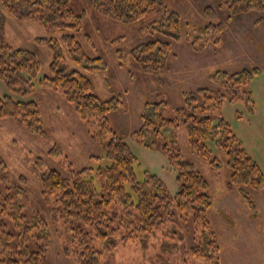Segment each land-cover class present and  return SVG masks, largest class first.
Instances as JSON below:
<instances>
[{"label":"rangeland","instance_id":"374dc122","mask_svg":"<svg viewBox=\"0 0 264 264\" xmlns=\"http://www.w3.org/2000/svg\"><path fill=\"white\" fill-rule=\"evenodd\" d=\"M164 3L180 17L181 41L170 42L175 57L167 60L169 71H151L140 69L130 58L124 69H120L115 52L120 50L128 55L135 46L157 37L151 36L147 27L161 19V9L134 23L114 22L98 14L90 0H72V10L85 15L77 41L88 56L100 57L106 65L105 69L86 76L100 99L116 96L122 101V105L107 118L111 129L137 158L134 169L137 180L143 181L146 174L155 175L174 196L179 185L176 167L171 165L168 156L179 153L181 159L191 163L208 184L207 194L213 204L208 219L220 246V264H264V231L258 227L256 230V226H264V189H246L257 204V215H252L230 185L226 156L215 146L214 139L206 142L210 159H203L191 153L187 134L181 126L175 130L163 129L156 137H148L145 144H140L133 136V132L141 127L142 115L150 116L155 122L157 116L169 120L174 118L177 109L184 106V94L193 93L198 88L216 94L220 88L210 81V74L216 71L232 74L257 68L259 72L237 90L238 96L248 92L253 106L248 107L241 95L243 97L234 102L224 101L212 115L215 116L214 123L220 117L230 125L241 146L264 174V22L253 26L261 14L233 17L221 35L218 47L203 42L201 52H194L187 37L206 23L202 18L203 9L213 8L219 21H225L227 12L219 9V0H164ZM84 35L91 38L93 47L86 45ZM61 36V32L42 29L32 19L13 18L0 6V38L13 49L33 53L40 66L32 93L24 97L15 95L0 81V98L10 96L15 101H33L39 111V130L45 135L26 132L20 121L0 119V193L7 187L22 185L25 190L22 199L24 216L29 219L37 212L48 224L50 243L45 250L48 264H79L72 256L64 255L65 248L72 250L71 236L59 214L53 211L56 208L53 199H42L40 177L50 169L66 177L69 170L78 172L84 168L95 170L109 166L110 161L105 157L109 135H100L97 123L88 125L80 120L73 105L66 102L61 93L37 83V80L51 76L50 64L54 57L52 50L36 44L35 38L53 39L57 43L62 55L60 65L67 73L82 70L70 61ZM112 41L115 44H111ZM128 71L132 73V81ZM160 101L166 105L145 110L147 103ZM53 148L59 150L58 154L51 153ZM213 158L217 161L215 166L210 165ZM37 162H41L40 165ZM21 178L25 179L24 183ZM8 232L16 235L11 225ZM196 233L190 221L173 219L151 235L134 243H120L113 251L103 252L97 241L93 246L102 252L98 264H213L190 255L191 247L196 245L193 240ZM28 248L34 250L33 240L28 243Z\"/></svg>","mask_w":264,"mask_h":264},{"label":"trees","instance_id":"16d2710c","mask_svg":"<svg viewBox=\"0 0 264 264\" xmlns=\"http://www.w3.org/2000/svg\"><path fill=\"white\" fill-rule=\"evenodd\" d=\"M71 1L0 0L2 9L13 18L32 19L48 32L62 33L61 41L70 61L82 70L67 73L60 65L62 55L57 43L53 39L35 38L34 42L51 49L54 57L50 64L51 76H45L37 83L52 92L61 93L64 100L73 105L80 120L88 125L97 123L99 134L109 135L105 146L109 166L95 170L84 168L78 172L69 170L66 177L50 169L40 177L42 199H53L56 205L53 211L59 214L71 236L72 250L65 248L64 255L72 256L79 264H98V256L102 252L94 248L95 241L101 244L103 252L113 251L120 243H134L176 219L190 221L198 232L194 235L196 245L191 247L190 255L220 264V246L208 219V212L213 206L207 194L208 184L194 166L182 160L179 153L169 154L171 165L176 167L179 185L174 196L155 175L146 174L143 181L137 180L134 174L137 158L111 129L107 118L122 105V101L116 96L102 100L94 94L93 84L86 74L103 70L106 65L100 57L88 56L77 41L76 36L81 32L85 15L76 14ZM90 1L98 14L114 22L134 23L161 9V19L147 27L151 36L157 37L135 46L128 55L116 50L115 56L120 69H124L126 60L130 58L142 70L169 71L167 60L175 57L170 42L181 41L180 17L167 8L164 0ZM219 9L227 12L225 21H219L213 8L203 9L202 18L206 23L187 37L194 52H201L203 42L218 47L226 25L237 15L258 13L261 16L253 26L264 22V0H219ZM83 38L86 45L93 47L88 35ZM111 44H115V41ZM39 67L33 53L13 49L0 38V81L13 94L24 97L33 92ZM258 72L257 68L232 74L216 71L209 75L210 81L220 88L216 94L206 88L184 94V106L175 111L174 118L168 120L157 116L155 122L144 114L141 116V127L133 132L137 142L145 144L148 137H156L161 130H175L181 126L187 134L191 153L203 159H210L206 142L214 139L215 146L226 156L230 185L252 215H257V204L246 189L262 191L264 174L241 146L230 125L220 117L213 122L215 116L212 112L221 107L224 101L234 102L243 96L246 105L251 108L250 94L245 92L238 96L237 90ZM128 77L132 81L130 71ZM164 105L163 101L147 103L145 110L151 106L156 110ZM0 119L20 121L26 132L45 136L39 130V111L33 101H15L10 96L0 98ZM164 151L167 152V149L164 148ZM58 152L57 148L51 151L55 155ZM216 162L213 158L210 165L215 166ZM40 163L37 162L38 165ZM21 181L24 183L25 179L21 178ZM24 195L22 185L7 187L5 192L0 193V264H48L45 258V250L50 243L48 224L37 212L26 219L23 214ZM9 225L16 231L15 236L8 232ZM31 240L34 241V250L28 248Z\"/></svg>","mask_w":264,"mask_h":264},{"label":"crops","instance_id":"0c3cea01","mask_svg":"<svg viewBox=\"0 0 264 264\" xmlns=\"http://www.w3.org/2000/svg\"><path fill=\"white\" fill-rule=\"evenodd\" d=\"M257 227L260 231H264V226H256V230H257ZM237 244H239L238 240H236ZM233 243H234V240H233Z\"/></svg>","mask_w":264,"mask_h":264}]
</instances>
